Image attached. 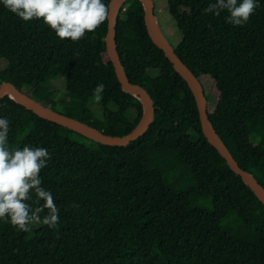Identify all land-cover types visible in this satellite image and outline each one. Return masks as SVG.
<instances>
[{
    "label": "trees",
    "instance_id": "16d2710c",
    "mask_svg": "<svg viewBox=\"0 0 264 264\" xmlns=\"http://www.w3.org/2000/svg\"><path fill=\"white\" fill-rule=\"evenodd\" d=\"M210 2L167 0L181 35L173 48L199 79L220 138L264 187V0L243 26L227 23L226 12L205 13ZM106 25L77 41L61 40L42 18L22 21L0 6V82L106 134L128 133L141 102L116 77L105 51ZM115 42L129 81L154 105L148 129L125 146L93 141L7 95L0 99L9 147L48 149L51 158L39 175L59 210L54 228L34 223L18 231L0 220V264H264V205L202 134L194 97L148 36L140 0L120 7ZM52 76L64 80V93L43 86ZM99 83L104 87L96 93ZM95 94L98 118L87 105ZM151 151L171 152L195 184L176 190ZM204 195L212 199L211 210L190 203ZM229 214L247 233L222 224Z\"/></svg>",
    "mask_w": 264,
    "mask_h": 264
},
{
    "label": "clouds",
    "instance_id": "9594fccd",
    "mask_svg": "<svg viewBox=\"0 0 264 264\" xmlns=\"http://www.w3.org/2000/svg\"><path fill=\"white\" fill-rule=\"evenodd\" d=\"M260 0H214L203 9L205 13L220 15L226 12L225 21L243 26L259 6ZM0 6L22 21L42 18V22L61 40L77 41L86 32H92L109 16L104 0H0ZM104 85L99 83L94 92ZM9 121L0 116V220H7L18 231H28L31 223L56 227L58 208L51 190L42 186L40 170L47 166L50 153L46 147L10 148ZM35 200L37 206L28 203ZM42 201V203H40ZM47 209L41 217V213Z\"/></svg>",
    "mask_w": 264,
    "mask_h": 264
},
{
    "label": "water",
    "instance_id": "95a60500",
    "mask_svg": "<svg viewBox=\"0 0 264 264\" xmlns=\"http://www.w3.org/2000/svg\"><path fill=\"white\" fill-rule=\"evenodd\" d=\"M124 1L125 0H108L107 5L109 6V16L106 19L107 25L104 35V44L105 51L114 67V71L121 88L124 91L135 95L141 102L140 118L128 133L124 135L106 134L102 130L82 120L68 116L50 108L47 105L42 104L40 101L29 95L26 91H22L21 89L17 88L10 81L0 82V99L7 95L17 103L24 106L26 109L32 111L38 117L62 125L93 141L105 145L125 146L130 141H133L142 135L148 129L154 118V105L152 98L142 86L129 81L117 52V46L115 42V27L119 9ZM140 2L143 7L144 24L148 36L150 37L151 41L163 51L165 57L171 62L174 70L186 81L194 97L202 134L208 143H210L225 159L228 167L235 174L240 176L243 183H245L250 188L256 198L264 205V187L249 171L238 165L237 161L234 159L233 155L224 144L213 124L209 120L206 111L207 102L203 94L202 85L195 74L175 53L173 46L170 44L160 29L157 22V17L154 13L153 1L140 0Z\"/></svg>",
    "mask_w": 264,
    "mask_h": 264
},
{
    "label": "rangeland",
    "instance_id": "374dc122",
    "mask_svg": "<svg viewBox=\"0 0 264 264\" xmlns=\"http://www.w3.org/2000/svg\"><path fill=\"white\" fill-rule=\"evenodd\" d=\"M154 4V13L157 17V22L165 37L168 39L173 47L179 45L181 41V35L177 30L176 24L172 16L167 10V0H152ZM43 86L49 91H56L61 94L65 92V83L60 76H52L47 78ZM88 107L93 111L94 115L98 118L101 117L102 108L100 106L99 95L95 94L91 96L87 101ZM56 107L64 112L65 108L56 105ZM109 109L116 110V106L113 103L107 105ZM133 114L132 109H127L125 115L131 118ZM149 157L152 161L159 163L164 169V176L172 184L176 190H183L188 187H192L195 184L190 170L178 163L173 157L171 152H158L151 151ZM190 203L192 206L201 207L207 210L212 209V199L209 195L191 197ZM223 225L229 226L232 229H240L242 232L247 231L240 226V222L233 214H229L223 221ZM31 226H35L31 223Z\"/></svg>",
    "mask_w": 264,
    "mask_h": 264
}]
</instances>
